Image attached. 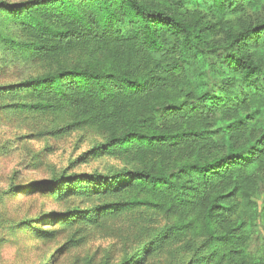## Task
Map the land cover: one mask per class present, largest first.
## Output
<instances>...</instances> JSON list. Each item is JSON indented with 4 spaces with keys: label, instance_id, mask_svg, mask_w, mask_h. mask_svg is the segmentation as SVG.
<instances>
[{
    "label": "trees",
    "instance_id": "obj_1",
    "mask_svg": "<svg viewBox=\"0 0 264 264\" xmlns=\"http://www.w3.org/2000/svg\"><path fill=\"white\" fill-rule=\"evenodd\" d=\"M192 1L214 21L190 24L141 0L0 1L33 38L39 59L90 45L113 54L111 66L72 67L0 87V99L11 98L3 110L69 112L67 131L120 129L98 149L160 168L192 159L180 173L159 168L78 177L94 192L98 183L138 186L147 196L140 203L201 217L208 250L183 264H264V245L258 255L250 253L245 230L256 210L254 194L264 184V19L249 23L239 15L264 0ZM235 14L232 28L228 18ZM216 27L225 35L221 45L208 40ZM18 94L28 100L15 103ZM163 235L156 234L147 250L169 237Z\"/></svg>",
    "mask_w": 264,
    "mask_h": 264
},
{
    "label": "rangeland",
    "instance_id": "obj_2",
    "mask_svg": "<svg viewBox=\"0 0 264 264\" xmlns=\"http://www.w3.org/2000/svg\"><path fill=\"white\" fill-rule=\"evenodd\" d=\"M141 1L162 7L190 24L214 21L192 0ZM239 15L249 23L264 19V1ZM236 16L228 18L232 28L239 20ZM211 37L212 43L225 41L219 27ZM32 41L20 22L0 9V87L72 67L112 65V52L92 45L57 59H39L33 54ZM21 94L16 95L15 103L28 100ZM10 100L0 99V264H183L195 253L208 250L201 217L191 219L140 203L147 196L138 186L98 183L94 192L93 184L78 177L120 170L158 171L159 165L98 149L120 129L111 132L88 126L67 131L64 126L72 118L69 112L54 116L24 110L10 115L3 110ZM259 118H264V110ZM191 161L181 159L161 168L180 173L183 162ZM44 180L56 184L39 183ZM254 200L256 210L247 218L245 230L249 233L248 251L258 255L264 245L263 180ZM158 233L169 237L158 242L153 251L147 250ZM225 264L234 262L227 259Z\"/></svg>",
    "mask_w": 264,
    "mask_h": 264
}]
</instances>
